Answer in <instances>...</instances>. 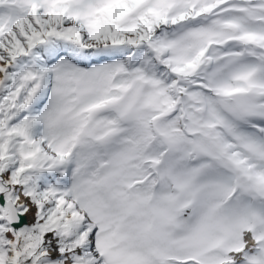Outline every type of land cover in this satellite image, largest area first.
<instances>
[{"label": "snow or ice", "instance_id": "1", "mask_svg": "<svg viewBox=\"0 0 264 264\" xmlns=\"http://www.w3.org/2000/svg\"><path fill=\"white\" fill-rule=\"evenodd\" d=\"M0 264H264V0H0Z\"/></svg>", "mask_w": 264, "mask_h": 264}]
</instances>
